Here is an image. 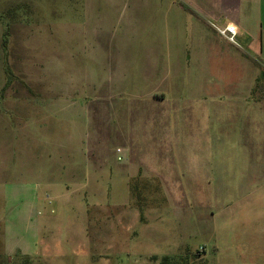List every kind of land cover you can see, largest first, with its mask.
Returning <instances> with one entry per match:
<instances>
[{"label":"rangeland","instance_id":"rangeland-1","mask_svg":"<svg viewBox=\"0 0 264 264\" xmlns=\"http://www.w3.org/2000/svg\"><path fill=\"white\" fill-rule=\"evenodd\" d=\"M174 2L0 0V264H264L258 126L198 97L231 46Z\"/></svg>","mask_w":264,"mask_h":264},{"label":"crops","instance_id":"crops-1","mask_svg":"<svg viewBox=\"0 0 264 264\" xmlns=\"http://www.w3.org/2000/svg\"><path fill=\"white\" fill-rule=\"evenodd\" d=\"M176 1L180 3V10L184 14L189 13L198 17L201 26H211L213 23L219 25L232 23L237 26L239 46L229 43L218 35L231 46V50L227 53H224L222 49L220 51L221 54L227 55V59L231 58V63H235L234 68L238 69L235 71V77L228 76L226 73L220 75L221 67H216L215 70L219 75H216L210 84L208 81L207 85L202 87L203 96L198 97L209 101H233L236 122L245 126L257 124L260 134L257 144L262 145L264 143V102L259 100H263L260 94H264V87L260 88V84H264V72L259 66L260 63H264V0H175L174 3H177ZM202 42L207 45L206 47L212 46V41L210 40V43L208 38L203 37ZM214 46L217 47V44L215 43ZM231 51L235 52L237 59ZM208 60L202 57V60L198 62L200 63L198 70L201 71L197 81L212 74L211 70L202 72V69H211L205 64ZM210 63L220 62L215 60ZM201 83L205 84L206 79H203ZM37 249L38 247L31 252L32 255L37 254Z\"/></svg>","mask_w":264,"mask_h":264},{"label":"built area","instance_id":"built-area-1","mask_svg":"<svg viewBox=\"0 0 264 264\" xmlns=\"http://www.w3.org/2000/svg\"><path fill=\"white\" fill-rule=\"evenodd\" d=\"M212 27L226 40H228L230 43L239 46L238 42V28L236 25L232 23H228L223 26H218L217 24H212Z\"/></svg>","mask_w":264,"mask_h":264},{"label":"trees","instance_id":"trees-1","mask_svg":"<svg viewBox=\"0 0 264 264\" xmlns=\"http://www.w3.org/2000/svg\"><path fill=\"white\" fill-rule=\"evenodd\" d=\"M133 190L135 191L136 188H133ZM173 258L174 257H171V256H165V257H163V260H162L161 264H174Z\"/></svg>","mask_w":264,"mask_h":264}]
</instances>
